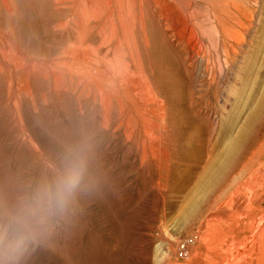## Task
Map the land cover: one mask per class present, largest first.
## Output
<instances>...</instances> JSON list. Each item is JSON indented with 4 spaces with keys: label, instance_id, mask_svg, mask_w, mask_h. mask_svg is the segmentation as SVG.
I'll return each instance as SVG.
<instances>
[{
    "label": "rangeland",
    "instance_id": "rangeland-1",
    "mask_svg": "<svg viewBox=\"0 0 264 264\" xmlns=\"http://www.w3.org/2000/svg\"><path fill=\"white\" fill-rule=\"evenodd\" d=\"M135 1L143 24L176 29L190 19L204 29L208 54L193 65L206 75L214 47L203 0ZM113 3L0 0V189L51 176L70 145H91L73 211L21 264H264V146H245L200 210L188 202L231 147L223 109L230 74L199 102L203 150H186L193 125L172 111L174 124L169 103H156L140 24L126 20L131 53L114 46L125 36Z\"/></svg>",
    "mask_w": 264,
    "mask_h": 264
},
{
    "label": "bare ground",
    "instance_id": "bare-ground-1",
    "mask_svg": "<svg viewBox=\"0 0 264 264\" xmlns=\"http://www.w3.org/2000/svg\"><path fill=\"white\" fill-rule=\"evenodd\" d=\"M113 1L119 5L120 9L116 11H119V25L125 36L122 42L116 37L114 46L117 48L123 44L131 53L134 44L129 39L130 30L126 20L140 24L143 47L150 61L149 69L154 70L151 72L159 80V83L155 81L152 92L156 103H169L174 124L176 113L180 124L193 125L184 138L186 150H203L204 146L197 145H203L204 139L194 125L196 121H201L199 102L213 93L211 90L216 77L225 78L230 74L226 78V88H223V109L226 121L224 131L227 144L231 147L216 164L208 183L195 187L194 195L188 202L192 211H198L220 178L237 166L239 153L245 146H261V149L264 146V18L258 15L264 0H203L205 12L202 19L211 25V44L214 47L210 64L205 62L204 76L194 74L195 56L208 54L204 29L201 31L200 27H195L198 26L195 20L181 21L182 24L176 29H169L153 20L143 24L142 8L136 6L135 0ZM123 3H128L131 8L128 10L130 19H126L129 15L126 9L123 10ZM245 110H248L247 113L241 115ZM233 119H240V123L236 125ZM221 142L209 145L215 146Z\"/></svg>",
    "mask_w": 264,
    "mask_h": 264
},
{
    "label": "clouds",
    "instance_id": "clouds-1",
    "mask_svg": "<svg viewBox=\"0 0 264 264\" xmlns=\"http://www.w3.org/2000/svg\"><path fill=\"white\" fill-rule=\"evenodd\" d=\"M90 155L91 145L83 138L68 147L64 167L51 176L0 189V264H21L47 242L58 220L73 211Z\"/></svg>",
    "mask_w": 264,
    "mask_h": 264
},
{
    "label": "built area",
    "instance_id": "built-area-1",
    "mask_svg": "<svg viewBox=\"0 0 264 264\" xmlns=\"http://www.w3.org/2000/svg\"><path fill=\"white\" fill-rule=\"evenodd\" d=\"M189 240L182 241L178 244V252L181 256H185L186 254V244Z\"/></svg>",
    "mask_w": 264,
    "mask_h": 264
}]
</instances>
